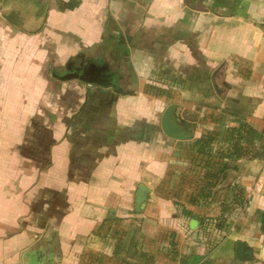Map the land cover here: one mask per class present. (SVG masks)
Returning <instances> with one entry per match:
<instances>
[{
  "label": "crops",
  "instance_id": "1",
  "mask_svg": "<svg viewBox=\"0 0 264 264\" xmlns=\"http://www.w3.org/2000/svg\"><path fill=\"white\" fill-rule=\"evenodd\" d=\"M58 1L35 0V33L0 18V264L28 247L44 264H264V158L196 143L239 120L264 132V0ZM103 56L119 90L52 74ZM171 103L194 138L163 132Z\"/></svg>",
  "mask_w": 264,
  "mask_h": 264
},
{
  "label": "water",
  "instance_id": "2",
  "mask_svg": "<svg viewBox=\"0 0 264 264\" xmlns=\"http://www.w3.org/2000/svg\"><path fill=\"white\" fill-rule=\"evenodd\" d=\"M38 12L39 6L35 0H0V18L29 33L40 31L45 24L47 9H45L42 14ZM91 59L92 58L85 59L88 61V65L85 67L75 66L74 62L70 60L65 66L66 69L63 71L53 70L52 74L60 80L78 78L89 83H100L111 86L115 90H119L117 83L118 78L115 75L116 72L111 73L108 71L110 68L109 63L103 61L104 65H99ZM177 106L176 103H171L165 109L161 119L162 130L170 138L176 140H190L194 138V133L186 127L184 120H181L176 115ZM145 200L146 187L141 185L136 197L138 210L141 209ZM195 224L196 220L193 219L190 225L191 227H195ZM236 253L241 260L248 258L247 245L245 242L239 241L237 243ZM21 260L22 264H44L39 260L37 254L32 253V247L23 250Z\"/></svg>",
  "mask_w": 264,
  "mask_h": 264
},
{
  "label": "trees",
  "instance_id": "3",
  "mask_svg": "<svg viewBox=\"0 0 264 264\" xmlns=\"http://www.w3.org/2000/svg\"><path fill=\"white\" fill-rule=\"evenodd\" d=\"M79 4L80 0L58 1L59 9L62 11L73 10L78 7ZM145 90L147 93L155 95L166 93L165 89L151 84L147 85ZM223 134L224 136L221 134V136H219L218 133H208L202 136V138L198 139L196 142L198 144V151L200 153L209 152L214 142L221 137V140L229 144L228 153H219L223 157H230L233 159H238L239 157L264 158V132L256 131L247 122L239 120L238 125L226 128ZM254 142H260L259 148H255ZM226 166L227 164L220 167L218 171H211L208 174L211 175V178L218 180ZM208 196L209 193L204 195L205 198Z\"/></svg>",
  "mask_w": 264,
  "mask_h": 264
},
{
  "label": "flooded vegetation",
  "instance_id": "4",
  "mask_svg": "<svg viewBox=\"0 0 264 264\" xmlns=\"http://www.w3.org/2000/svg\"><path fill=\"white\" fill-rule=\"evenodd\" d=\"M85 59H86V58L79 57L76 61H74V65H75V66H84V67L87 66V65H88V64H87L88 61L85 60ZM84 60H85V61H84ZM102 60L104 61L105 59H101L100 62H96V63H98L99 65H104V62H105L106 60H105L104 62H103ZM92 61H93V60H92ZM90 62H91V61H90ZM90 65H92V64H90ZM109 65H110V64H109ZM110 67H111V66H110ZM108 71L111 72V73H112L113 71L116 72V71H115L114 69H112V68L109 69ZM110 76H112V75H110ZM109 78H110V77H109Z\"/></svg>",
  "mask_w": 264,
  "mask_h": 264
},
{
  "label": "rangeland",
  "instance_id": "5",
  "mask_svg": "<svg viewBox=\"0 0 264 264\" xmlns=\"http://www.w3.org/2000/svg\"><path fill=\"white\" fill-rule=\"evenodd\" d=\"M101 58H102V59H108L107 56H103V57H101Z\"/></svg>",
  "mask_w": 264,
  "mask_h": 264
}]
</instances>
